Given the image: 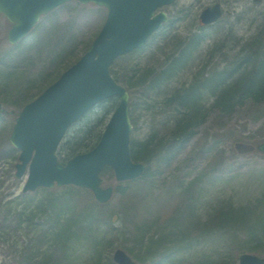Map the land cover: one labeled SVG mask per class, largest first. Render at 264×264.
Here are the masks:
<instances>
[{"label": "rangeland", "instance_id": "obj_1", "mask_svg": "<svg viewBox=\"0 0 264 264\" xmlns=\"http://www.w3.org/2000/svg\"><path fill=\"white\" fill-rule=\"evenodd\" d=\"M215 1L222 3L223 14L216 23L202 28L199 14ZM164 10L175 19L173 33L183 36L202 29L211 37L197 49V58L201 59L206 56L213 38L229 29L231 42L250 36L257 21L264 16V0H177ZM106 13L104 6L93 2L70 0L44 14L37 23L39 26L36 25L21 40L23 42L19 41L20 45L8 41L11 23L0 13V71L4 68L7 75L15 69L23 74L19 81L21 91H15L14 87L7 91L0 88L3 107L0 115V264H93L94 261L115 264L111 256L116 248L124 249L138 264H238V257L244 252L264 256V252L256 250L264 249V240L249 236L250 231H255L256 217L261 215L258 218L262 220L257 218L255 222L264 224V155L257 150L237 152L235 148L236 142L258 143L264 139V101H246L227 113L211 110L194 135L176 145L172 156L161 161V166L158 161L153 162L147 174L138 178L159 180L153 185V197L148 204L141 205L137 200L146 188L143 180L120 182L110 170L101 173L102 184L114 189L104 204L97 201L89 189L72 184L22 190L27 171L23 176L15 175L18 150L9 141L14 118L21 107L19 102L23 95L20 93L33 94L40 80L55 68L49 64L52 60L48 56L49 46L57 39L63 41L73 37L78 46L72 52L78 57L101 28ZM38 33L46 38L43 45L36 38ZM200 62L191 63L175 83L190 81ZM26 78L31 82L27 84ZM5 80L8 79L5 77ZM117 100L103 101L83 117L94 118L96 123L100 119L95 128L102 130ZM129 101L131 144L133 140L143 139L150 127L143 115H136L142 112L134 108L132 95ZM72 127L68 131L74 130ZM118 184L126 187L125 194L115 191ZM73 186L77 189L72 190ZM63 189L66 192L61 193ZM49 193L54 195L52 198L57 197L58 202L65 197L70 204L80 201L82 208H91L90 217H84L85 227L75 231L79 238L73 237L67 248L55 243L56 236L53 237L51 231L46 232L51 220L44 211H38L29 222L23 221L25 215L18 214L25 205L32 208L38 200L48 198ZM230 204L233 210L247 209L246 215L251 211L253 217L249 221L252 223L227 217L208 226L221 211H227ZM65 210L62 216L71 213ZM133 213H138L137 219ZM98 214L103 218L95 223L93 216ZM142 218L152 222L146 237L152 236L150 247L136 246L140 244L137 241L141 230L136 229L134 233L132 228ZM59 230L56 234L62 237V230Z\"/></svg>", "mask_w": 264, "mask_h": 264}, {"label": "trees", "instance_id": "obj_2", "mask_svg": "<svg viewBox=\"0 0 264 264\" xmlns=\"http://www.w3.org/2000/svg\"><path fill=\"white\" fill-rule=\"evenodd\" d=\"M174 22L175 19L169 17L148 43L127 55L116 58L110 67L113 77L123 83L132 95L134 108H138L142 112V114L137 113L136 115H143L146 124L149 123L150 129L145 133L143 139L133 140L131 143L133 145L130 144L132 158L135 161H142L146 165L144 175L147 174L148 166H152L153 162L158 161L161 166V161L175 153L176 145L190 139L194 135L195 129L206 121L211 110L227 113L246 101L251 103L264 101V16L257 21L253 33L247 38H239L231 42L229 37L231 29L229 32L226 31L219 37L213 38V42L206 49V56L201 59L197 58V49L203 45L205 39H211V37L202 29L189 31L183 36L173 33ZM38 26L39 24H37ZM43 37L39 33L36 35V38L42 42L41 45L46 41V38L43 39ZM21 42L17 45H20ZM77 46V41L72 37L63 39V41L57 39L51 46L46 47L49 58H52L49 64L50 66L55 65V68L40 80L33 94L20 93L23 95L19 102L21 107L77 58V54L75 56L72 52V49ZM195 61L201 62L197 65L198 68L193 70L192 79L187 83H175L177 78L184 74L190 68V64H194ZM4 70L3 68L0 71V88L7 91L8 88L14 87L15 91H21L22 87H19V81L23 78V74L12 69L5 75ZM3 75L8 80H5ZM15 82L17 83L15 84ZM30 82L26 78V83ZM95 121L97 120L94 118L82 117L72 127L74 130L67 132L59 147V155L64 157L62 159L89 150L96 144L102 130L95 128L99 126L100 119L97 123ZM138 180H143L146 188L139 194L137 200L141 205L148 204L149 199L153 197V185L159 180L152 179V181L147 177H141ZM125 188L118 184L115 191L125 194ZM71 189L77 188L73 186ZM184 190L187 195V188L184 187ZM63 192L66 190L63 189L61 193ZM48 196L46 199L38 200L32 208L28 204L25 205L18 214L19 216L25 215L23 221L29 222L34 219L33 217L38 211H44L47 214V219L51 220L46 232L51 231L53 237L56 236L55 243L61 248H67L73 237L79 238V234L77 235L75 231L85 227L83 225L84 217L86 215L90 217L89 209L91 208L90 206L82 208L83 206L79 205L80 201L70 204L66 202L65 197L60 201L62 204L57 205L60 203L56 200L57 197L52 198L54 195H50V193ZM65 209L71 213H64L62 216ZM246 211L247 209L233 210L230 204L228 210L221 211L208 223V226L215 224L218 220L221 222L227 217L242 223H252L250 222L253 217L251 216L252 212L250 211L246 215ZM133 214L137 219L138 213ZM77 217H79L78 220H76ZM258 217L253 222L255 231L254 233L250 231L249 236H255L263 241L264 224L255 222L258 219L262 220L261 217ZM93 218V221L97 223L103 217L98 214ZM142 219V221L136 222L132 228L134 233L136 229L141 230L140 239L137 241L140 244L136 246L140 247L144 244L150 247V244L153 243L152 236H149L148 239L146 237L152 222L147 221L146 218ZM208 226L206 224L204 227ZM60 227L62 228L59 230ZM56 230L59 232L62 230V237H59L58 233L56 234ZM71 230L72 233H69ZM160 242L161 240L158 239L157 243ZM256 250L264 252L261 247ZM93 264L99 263L94 261ZM155 264L161 263L156 262Z\"/></svg>", "mask_w": 264, "mask_h": 264}, {"label": "water", "instance_id": "obj_3", "mask_svg": "<svg viewBox=\"0 0 264 264\" xmlns=\"http://www.w3.org/2000/svg\"><path fill=\"white\" fill-rule=\"evenodd\" d=\"M66 1L69 0H0V13L12 23L8 41L17 42L41 14ZM79 1H92L107 8L101 30L84 54L21 108L9 140L20 150L16 176H21L28 165L24 191L51 187L55 182L75 184L91 189L96 199L104 202L110 197L112 187L101 186L99 174L103 168L110 167L117 180L135 178L144 170V164L134 162L131 157L129 94L112 78L109 66L117 56L142 46L167 18L166 12L156 10L175 0ZM221 13V5L216 2L205 7L199 17L202 23L209 24ZM112 96H118L119 103L98 142L62 163L56 151L69 126L96 103ZM236 147L242 150L239 144ZM257 147L264 152V142ZM113 259L118 264H136L122 249L115 250ZM239 264H264V257L242 253Z\"/></svg>", "mask_w": 264, "mask_h": 264}]
</instances>
